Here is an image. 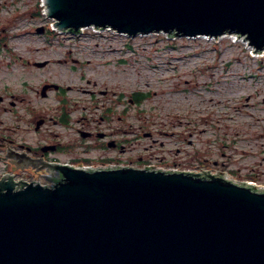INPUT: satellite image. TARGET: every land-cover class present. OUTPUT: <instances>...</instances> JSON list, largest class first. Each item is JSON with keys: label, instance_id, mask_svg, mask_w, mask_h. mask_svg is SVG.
<instances>
[{"label": "water", "instance_id": "1", "mask_svg": "<svg viewBox=\"0 0 264 264\" xmlns=\"http://www.w3.org/2000/svg\"><path fill=\"white\" fill-rule=\"evenodd\" d=\"M40 4L62 33L236 34L254 54L264 50V0ZM58 168L46 175L52 185L0 183V264H264V188L257 184L225 173Z\"/></svg>", "mask_w": 264, "mask_h": 264}, {"label": "rangeland", "instance_id": "2", "mask_svg": "<svg viewBox=\"0 0 264 264\" xmlns=\"http://www.w3.org/2000/svg\"><path fill=\"white\" fill-rule=\"evenodd\" d=\"M40 1L0 0V86L8 87V100L18 102L20 96H10L24 92L29 99H37L33 103L46 102L29 89L49 82L61 86L56 95L64 91L68 105L79 107L92 104L84 99L90 94L86 90L98 95L106 84L117 96L147 94L148 99L137 106L141 112L136 113V120L126 121L136 127L137 147L153 145L151 151L179 161L181 156H174L189 150L198 156L194 162L209 157L210 164L217 161L216 168L223 171L231 164L237 173H226L229 179L264 188V51L254 54L236 34L221 38H173L165 32L131 36L92 27L80 34L62 33L51 28L54 22L46 18ZM39 27L44 32L39 33ZM55 100L48 99L58 106ZM32 102H18L16 109ZM8 108V126L17 129L9 130L8 136L35 144L34 127L13 122L14 107L8 103ZM54 130L60 128L44 126L40 133ZM144 131L152 135L145 137ZM207 147L209 152H205ZM23 173L19 177L25 175L29 182L34 178ZM36 181L51 184L49 178Z\"/></svg>", "mask_w": 264, "mask_h": 264}, {"label": "flooded vegetation", "instance_id": "3", "mask_svg": "<svg viewBox=\"0 0 264 264\" xmlns=\"http://www.w3.org/2000/svg\"><path fill=\"white\" fill-rule=\"evenodd\" d=\"M46 61L49 63V60ZM106 85L107 87L98 89V95H94V91L86 90V93L90 94H87L84 99H89L92 104L79 107L68 105L69 97L64 91L56 95V91L61 89L60 85L55 82L44 83L39 88L29 89L46 99V102L41 104L33 103L32 101L37 99H29V95L24 92L10 96H20L19 103H24V100L32 102L26 105L21 104L19 109H16L17 101L8 100V87L0 86V163L3 165V170L0 171V183L10 180L29 182L26 180L27 176L19 177L20 172L33 176L30 182H37L39 177L46 179V175L59 172V166L73 168L181 166L185 169L186 167L194 168L187 170L192 172L211 173L213 171V173L228 175L237 173L229 167L231 164H228V169L224 171L218 170L215 166L218 162L213 160L210 164L209 157L194 162L193 160H196L198 156L195 153H189V150L174 156L176 158L181 156L179 161L171 159L170 155H159L160 153L151 151V148H154L153 145L137 147L136 127L126 121L136 120V113L141 112V107L137 106L148 99V95L134 92L117 96L116 92L110 91L111 87ZM140 96L142 98L139 99ZM54 98L59 101L58 106L48 101ZM8 103L14 107V112L11 114L13 122L23 121L34 127L33 130L38 139L35 144L8 136L9 130L11 132L17 130L15 127L8 126ZM49 125H55L60 130H54L52 134L51 132L40 133L44 126ZM40 134L42 138L39 139ZM129 134H131L130 137H128ZM144 135L147 137L152 133L144 131ZM187 143L191 144L192 141L188 140ZM205 152H209L208 147Z\"/></svg>", "mask_w": 264, "mask_h": 264}, {"label": "bare ground", "instance_id": "4", "mask_svg": "<svg viewBox=\"0 0 264 264\" xmlns=\"http://www.w3.org/2000/svg\"><path fill=\"white\" fill-rule=\"evenodd\" d=\"M201 36L205 37V35H201ZM223 36H225V35H223ZM223 36H221V37H223ZM221 37H220V38H221ZM240 39H241L242 41H243V40L245 41V39H243V38H240ZM244 43L247 44V43H249V42H248V41H245ZM248 45H249V44H248ZM263 51H264V50H262V52H263Z\"/></svg>", "mask_w": 264, "mask_h": 264}, {"label": "trees", "instance_id": "5", "mask_svg": "<svg viewBox=\"0 0 264 264\" xmlns=\"http://www.w3.org/2000/svg\"><path fill=\"white\" fill-rule=\"evenodd\" d=\"M142 98V96L139 97V99Z\"/></svg>", "mask_w": 264, "mask_h": 264}]
</instances>
